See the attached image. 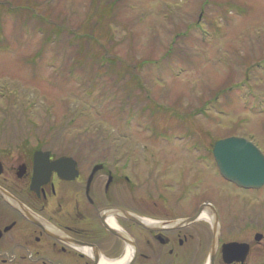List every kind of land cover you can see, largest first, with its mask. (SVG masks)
Masks as SVG:
<instances>
[{
	"label": "rangeland",
	"instance_id": "374dc122",
	"mask_svg": "<svg viewBox=\"0 0 264 264\" xmlns=\"http://www.w3.org/2000/svg\"><path fill=\"white\" fill-rule=\"evenodd\" d=\"M228 136L264 152V0H0V150L117 151L141 186L177 194L185 170L200 200L264 226V190L236 191L206 164Z\"/></svg>",
	"mask_w": 264,
	"mask_h": 264
},
{
	"label": "flooded vegetation",
	"instance_id": "af4514ba",
	"mask_svg": "<svg viewBox=\"0 0 264 264\" xmlns=\"http://www.w3.org/2000/svg\"><path fill=\"white\" fill-rule=\"evenodd\" d=\"M86 148L60 157L26 145L15 155L0 150V188L21 204L0 195V264H264V226L239 223L230 207L200 200L195 182L185 193L180 170L172 173L181 194L164 179L141 186L130 176L134 156L116 151L112 163L90 162ZM47 151L50 162L73 158L78 176L44 170L35 191V154Z\"/></svg>",
	"mask_w": 264,
	"mask_h": 264
},
{
	"label": "water",
	"instance_id": "95a60500",
	"mask_svg": "<svg viewBox=\"0 0 264 264\" xmlns=\"http://www.w3.org/2000/svg\"><path fill=\"white\" fill-rule=\"evenodd\" d=\"M214 155L221 174L228 180L247 188H259L264 184V156L250 142L229 138L216 143ZM66 159L57 161L52 170L65 168ZM63 177L73 175L65 174ZM1 192V190H0Z\"/></svg>",
	"mask_w": 264,
	"mask_h": 264
},
{
	"label": "bare ground",
	"instance_id": "6f19581e",
	"mask_svg": "<svg viewBox=\"0 0 264 264\" xmlns=\"http://www.w3.org/2000/svg\"><path fill=\"white\" fill-rule=\"evenodd\" d=\"M207 219H208V217H207ZM110 224L115 227V221L113 219L110 221Z\"/></svg>",
	"mask_w": 264,
	"mask_h": 264
}]
</instances>
